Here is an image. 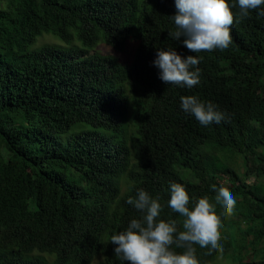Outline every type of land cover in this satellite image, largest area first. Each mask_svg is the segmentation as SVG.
Here are the masks:
<instances>
[{
  "label": "trees",
  "instance_id": "1",
  "mask_svg": "<svg viewBox=\"0 0 264 264\" xmlns=\"http://www.w3.org/2000/svg\"><path fill=\"white\" fill-rule=\"evenodd\" d=\"M175 12L174 0H0V264H122L110 238L139 218L126 203L138 189L183 230L167 207L171 183L189 206L206 199L218 221L210 190L236 200L220 221L231 232L217 233L223 252H196V264H264V21L237 15L229 49L195 54L168 36ZM44 34L62 44L37 47ZM130 43V64L90 54ZM169 48L202 57L198 86L158 78L156 50ZM182 96L228 119L203 126L181 110ZM236 231L250 239L247 261Z\"/></svg>",
  "mask_w": 264,
  "mask_h": 264
},
{
  "label": "clouds",
  "instance_id": "2",
  "mask_svg": "<svg viewBox=\"0 0 264 264\" xmlns=\"http://www.w3.org/2000/svg\"><path fill=\"white\" fill-rule=\"evenodd\" d=\"M175 15L168 17L174 26L168 36L191 53L227 50L232 43L231 27L238 15V22L254 17L257 23L264 21V0H174ZM236 9V12H233ZM199 55L182 56L175 49L156 50L152 66L158 70V78L166 85L192 89L200 84ZM181 110L203 126L220 127L228 119L210 102L196 96H182ZM170 199L167 207L171 213L183 217L178 230L175 219H162L164 206L159 197H152L138 189L135 198L126 203L140 214L127 224L126 229L111 235L114 254L127 264H196V252L206 253L205 259L223 252L218 244L220 221L234 214L236 200L224 190H210L213 205L221 212L220 220L214 217L213 209L206 199L190 197L179 183L169 186ZM169 213V216H171ZM181 249V253L174 251Z\"/></svg>",
  "mask_w": 264,
  "mask_h": 264
},
{
  "label": "rangeland",
  "instance_id": "3",
  "mask_svg": "<svg viewBox=\"0 0 264 264\" xmlns=\"http://www.w3.org/2000/svg\"><path fill=\"white\" fill-rule=\"evenodd\" d=\"M46 44H62V42L52 36V35H47V34H44V36H42L41 38H39L38 40V44H37V47H42ZM71 46H75V47H79V48H82V49H85L82 44L78 41H73L72 42V45ZM135 49H136V44L134 43H130V45L127 47V50L123 53H120V52H117L113 49H111V47L107 46V45H99L97 48L95 49H91L90 50V54H94V53H100V54H103V55H111L115 58H118V60L121 62V63H124V64H130L132 63L133 61V56H134V53H135ZM228 157H230L231 155H228ZM238 156V155H236ZM242 161L240 158L237 159V162H238V165H239V170L241 172L244 171L243 169V165H242ZM221 231L218 232V234L220 236H231V232L228 228L226 227H221ZM249 237L247 236H243L241 235L238 231L234 232L233 234V243L238 246L240 249V251L238 252V256L244 260V261H247L249 259H251L254 255H253V250L249 248ZM262 247L261 246H257L255 247V250L256 252H259L261 251ZM261 257H264V256H261ZM92 264H105L104 262V258L99 256L98 258H96ZM215 264H235L233 262V260L229 259L228 257H219Z\"/></svg>",
  "mask_w": 264,
  "mask_h": 264
}]
</instances>
